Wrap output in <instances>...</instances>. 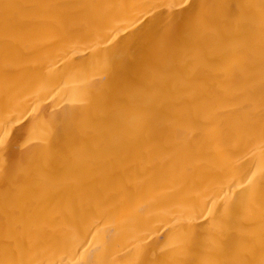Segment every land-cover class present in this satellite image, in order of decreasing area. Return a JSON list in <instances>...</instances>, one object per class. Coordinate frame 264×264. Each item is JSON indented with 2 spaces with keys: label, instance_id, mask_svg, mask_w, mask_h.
Wrapping results in <instances>:
<instances>
[{
  "label": "bare ground",
  "instance_id": "1",
  "mask_svg": "<svg viewBox=\"0 0 264 264\" xmlns=\"http://www.w3.org/2000/svg\"><path fill=\"white\" fill-rule=\"evenodd\" d=\"M0 264H264V0H0Z\"/></svg>",
  "mask_w": 264,
  "mask_h": 264
}]
</instances>
